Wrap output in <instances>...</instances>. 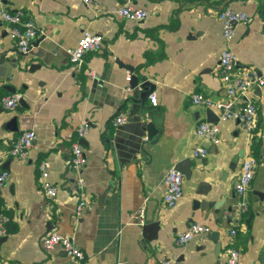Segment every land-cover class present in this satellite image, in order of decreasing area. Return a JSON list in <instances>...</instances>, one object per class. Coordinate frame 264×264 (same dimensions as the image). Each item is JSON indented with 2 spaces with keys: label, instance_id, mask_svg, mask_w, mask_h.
Returning <instances> with one entry per match:
<instances>
[{
  "label": "crops",
  "instance_id": "1",
  "mask_svg": "<svg viewBox=\"0 0 264 264\" xmlns=\"http://www.w3.org/2000/svg\"><path fill=\"white\" fill-rule=\"evenodd\" d=\"M125 1L0 0V6L23 10L37 29L16 68L0 64V97L12 93L4 88L12 85L23 98L11 109L0 105V172H8L0 186V212L8 216L0 260L70 264L59 245L44 249L39 243L43 234L56 230L69 234L83 250V264H160L172 259L224 264L229 244L239 250L237 264H264V84L248 92L258 116L251 133L237 120L220 119L215 109L190 99L194 92L212 100L226 97L217 71L225 45L236 54L238 67L253 68L264 77V0H129L148 11L140 21L118 16L116 10ZM225 7L250 17L247 23H235L227 43L218 16ZM7 27L0 21V52L19 56ZM84 29L100 34L102 43L74 67L67 49ZM127 66L153 86L150 94L156 101L151 103L148 96L144 105L153 111L154 133L140 128L139 114L145 111L128 100L132 72ZM120 113L127 121L115 124ZM202 120L217 123L218 143L196 135L195 126ZM83 122L88 131L78 140L86 157V206L75 216L78 196L68 158ZM25 129H32L35 138L27 157L19 159L8 149ZM197 143L207 148L203 158L192 154ZM248 155L256 158V169L239 197L233 182ZM44 158L49 161L48 177L58 187L53 200L39 184L37 165ZM184 159L190 160V174L183 173L182 194L167 206L163 176ZM240 200L246 203L244 211ZM140 207L141 224L134 217ZM190 223L207 225L210 231L177 244V232ZM231 228L236 230L233 236Z\"/></svg>",
  "mask_w": 264,
  "mask_h": 264
},
{
  "label": "built area",
  "instance_id": "2",
  "mask_svg": "<svg viewBox=\"0 0 264 264\" xmlns=\"http://www.w3.org/2000/svg\"><path fill=\"white\" fill-rule=\"evenodd\" d=\"M84 3H89L92 0H81ZM116 13L118 16L140 21L147 15L148 11L142 7L134 5L131 1L126 0L120 5ZM222 20V38L225 43L229 42L234 35V25L237 22L247 23L250 19L249 15L243 11L235 10L230 7H225L218 13ZM0 21L7 24L9 37L14 41L20 52L27 53L31 48V42L37 35L32 19L25 17L21 9L11 10L5 6H0ZM264 34V26L262 28ZM102 43V36L98 33L84 29L78 38L77 43L67 49L69 62L74 67H79L84 63L85 54L91 51L98 50ZM92 76L95 73L92 69L89 70ZM217 71L222 80L226 91V97L223 99L212 100L208 96L194 92L190 95L191 102L201 104L207 108L215 109L220 119L233 118L238 121L240 126L251 133L257 126V109L254 101L249 96L248 92L254 86L264 84V77L253 68H240L237 66V56L231 48L225 45L219 53ZM19 93H10L0 97V105L4 108H14L19 101ZM151 103H155V95L149 94ZM127 115L124 113L118 114L114 118L115 124H122L127 121ZM88 131L87 122L81 123L76 128V139L70 144V156L68 158V169L73 174V191L78 196L74 214L78 216L82 213L86 206L84 199V177L82 168L85 165V153L78 139L82 138ZM195 133L198 137L208 139L216 144L220 141L219 127L216 122L202 120L198 121L195 126ZM35 138L32 129L22 130L8 149V154L25 159L28 155V150L33 144ZM192 154L195 157L203 158L207 154V148L201 143H197ZM257 160L254 156L248 155L242 158L240 170L233 182V190L237 196L241 197L249 185L255 169ZM49 161L44 158L38 162L37 170L40 187L48 200H53L57 193V185L54 184L48 177ZM8 178V172L3 170L0 172V186L3 185ZM183 173L170 167L163 176L164 194L163 203L167 206H172L182 194ZM240 208L242 211L246 209V203L240 200ZM137 223H143L144 208L140 207L135 213ZM8 216L0 212V236L6 234V221ZM210 228L207 225L200 223H190L187 228L177 232L175 240L177 244H184L194 234L209 232ZM230 235H234L236 230L231 228ZM40 245L44 249H50L55 245H59L63 252L70 259V264H83L84 252L73 241V238L66 233H60L56 230H49L39 239ZM239 250L229 244L225 247V263L237 264L239 260ZM0 264H5L0 260ZM117 264H140L133 260H119ZM160 264H181L180 261L161 260Z\"/></svg>",
  "mask_w": 264,
  "mask_h": 264
},
{
  "label": "water",
  "instance_id": "3",
  "mask_svg": "<svg viewBox=\"0 0 264 264\" xmlns=\"http://www.w3.org/2000/svg\"><path fill=\"white\" fill-rule=\"evenodd\" d=\"M21 54H25V53L20 52L19 56L8 57L6 56L5 50H3L0 52V64L5 65V63H7L8 66H11L12 68L14 67L16 68L18 65V61L20 60V56H22ZM30 67L32 68L33 65H31ZM128 68L132 72L130 75V79H129L130 96L128 97V100H130L134 104H138L141 110L145 111L144 114H139L140 128H143V129L145 128L146 131L154 133L155 129L153 126V121H152L153 111L150 106L144 105V102L146 101L147 97L152 92L153 86L143 76L133 73V68L131 66H129ZM7 73H9L8 75L11 76L10 72H7ZM4 88L12 93L15 91V88L12 85H5ZM19 102L23 103L22 97L19 98ZM146 118H148L149 120H147ZM111 140H112V137L107 138L108 142H111ZM236 162H237V158L235 156L232 158L231 162L229 163L228 168L230 170H233L235 168ZM189 164H190V160L184 159L180 161L178 164H176L174 168L180 170L182 173H184L185 176H188L190 174V171L187 168ZM141 228H142V233H143L144 230L146 229V225L142 224ZM212 236L216 238L217 232L213 231ZM3 239H4V236H0V241H2Z\"/></svg>",
  "mask_w": 264,
  "mask_h": 264
}]
</instances>
